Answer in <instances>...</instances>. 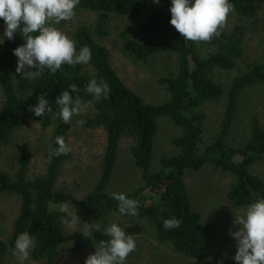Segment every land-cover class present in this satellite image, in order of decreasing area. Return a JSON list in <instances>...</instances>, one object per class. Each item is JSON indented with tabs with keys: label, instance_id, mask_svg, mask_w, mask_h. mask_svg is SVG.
<instances>
[{
	"label": "trees",
	"instance_id": "obj_1",
	"mask_svg": "<svg viewBox=\"0 0 264 264\" xmlns=\"http://www.w3.org/2000/svg\"><path fill=\"white\" fill-rule=\"evenodd\" d=\"M229 2L234 5L233 13L238 22L230 30H223L221 36L211 43L196 45L184 40L169 23L171 0H160L159 4L153 3V0H81L76 12L95 13V30L91 32L79 25L73 33V40L77 51L82 46H88L92 59L88 64L75 67L64 65L55 74L45 70L42 77L32 81L22 75L14 80L12 75L17 62L12 50L22 45L24 40L17 33L11 41H4L0 48V88L4 98L0 111V146L8 144L12 133L27 122L44 128L52 127L49 148L56 147V136L62 135L66 142L70 128L68 123L54 114L37 117L27 111L29 105L34 106L36 98L43 94L54 113L55 99L62 91H69L74 97L80 95L84 101H92L93 112L83 126L102 130L105 146L99 178L91 191L82 197H76L58 186L60 168L69 160V154L54 157L51 163L47 157L45 173L28 179L31 150L23 145L18 153L14 175L0 170V195L16 196L20 202L8 240H0V264H5L7 257L13 253L15 239L22 231H28L35 241L30 260L55 261L60 248L67 242L62 218L74 212L82 222H94L101 229L109 226L113 217L144 221L152 228L157 242L168 244L173 252L192 261V264H201L204 260L201 241L210 236L212 230L201 222L199 214L191 207L186 174L209 165L231 175L233 183L226 198L238 208H246L255 199L264 198V179L252 172L255 165L264 161V124L256 115H251L247 120V139L238 146H232L227 141L242 94L264 85V59L245 62L244 68L233 77L226 92L217 132L207 144L202 139L206 117L200 109L223 95L221 86L214 82L215 73L235 70L243 62L248 32L244 20L255 19L258 15L257 0ZM110 15L141 22L137 28L138 40L122 33L121 49L128 57L144 62L159 54L175 56V73L159 80L167 94L162 103H147L127 88L110 64L108 49L95 40L94 35L99 38L106 36L104 28ZM65 23L62 21L56 26ZM0 28H4L2 19ZM93 78L108 84L111 91L106 99L96 101L85 92V85ZM71 84H76L80 91L71 93L68 89ZM28 91H32V96L23 100ZM160 118L167 119L178 130V134L170 140L176 152L160 156L157 168L153 169L152 153ZM124 138L131 142L129 153L134 167L140 172L141 183L131 191L119 193L139 200V214L136 216L119 214L118 202L112 199L113 192L110 191L120 143ZM64 207L68 209L67 213L61 211ZM171 217L182 221L180 227L164 229L163 220ZM94 237L93 240H86L80 236L73 249H93L99 240L107 239L99 232L94 233ZM126 264L129 263L126 261ZM222 264L236 262L230 258Z\"/></svg>",
	"mask_w": 264,
	"mask_h": 264
},
{
	"label": "rangeland",
	"instance_id": "obj_2",
	"mask_svg": "<svg viewBox=\"0 0 264 264\" xmlns=\"http://www.w3.org/2000/svg\"><path fill=\"white\" fill-rule=\"evenodd\" d=\"M258 15L255 19L244 20L247 26V38L244 47L243 62L232 71H217L214 82L221 86L223 95L213 103L204 105L200 111L205 115L204 132L202 139L207 144L217 132L226 92L233 77L244 68L245 62L264 59V0H257ZM96 14L78 11L71 21H66L63 26H56L73 40V33L79 25L87 27L91 32L95 30ZM238 19L232 12L224 30H230ZM140 21L126 17L110 15L105 26L106 36L95 40L108 49L112 68L117 73L125 86L137 93L145 102L159 104L166 100L167 94L159 83L160 78L175 73L176 59L174 55L159 54L139 62L128 57L122 52V33L138 40L137 28ZM4 28H0L2 35ZM7 38H4V41ZM2 44H0L1 48ZM34 71L35 68H30ZM14 80L22 74L13 72ZM0 105H4V98L0 88ZM1 111V109H0ZM91 105L83 115H75L68 123L69 130L66 143L71 147L70 158L62 164L58 178V186L76 197H82L91 191L100 175L102 155L105 146V134L102 130H92L83 126L86 118L92 114ZM251 115H256L264 124V85L245 91L239 104V111L228 137V143L238 146L243 143L248 135L247 120ZM78 121H83L79 124ZM159 128L154 140L152 153L153 169L158 166L160 156L171 155L176 149L170 140L178 134V130L165 118H160ZM52 127L44 128L37 123L27 122L23 127L15 130L8 144L0 146V170L14 175L17 167V157L23 145L31 150V160L28 168V179H33L45 173L49 142ZM131 142L124 138L119 147L118 161L114 176L110 184L113 193L131 191L141 183L140 172L134 167L129 148ZM86 149V150H85ZM253 174L264 179V161L252 168ZM185 182L192 209L200 216L201 222L211 228L210 236L201 241L204 260L201 264H217L234 256L235 240L230 236L229 230H236L233 219L238 214H243L245 208H238L228 202L226 194L233 183V178L207 165L199 171L188 172ZM20 202L16 196L0 195V240L7 241L13 222L18 214ZM116 223L123 227L128 235H133L136 250L132 252L127 262L129 264H192L193 262L172 251L168 244L156 241L152 228L144 221L134 218L113 217L110 224ZM82 225L75 230H80ZM63 224V232L67 242L60 248L58 258L53 262L30 259L25 264H84L85 258L94 253L95 248L75 251L73 245L82 236L79 231H72ZM211 258V259H209ZM5 264H18L11 253Z\"/></svg>",
	"mask_w": 264,
	"mask_h": 264
},
{
	"label": "clouds",
	"instance_id": "obj_3",
	"mask_svg": "<svg viewBox=\"0 0 264 264\" xmlns=\"http://www.w3.org/2000/svg\"><path fill=\"white\" fill-rule=\"evenodd\" d=\"M159 2L153 0V3ZM80 3L81 0H0V19L4 22L0 44L4 43V38L11 41L17 33L24 40L22 45L12 50L17 58L16 73L32 81L42 77L45 70L55 74L64 65L75 67L89 63L92 59L91 49L85 45L77 51L75 41L56 27L62 21H71ZM169 11V23L179 35L199 45L211 43L214 38L221 36L229 15L234 11V5L229 0H171ZM30 68L37 70L30 71ZM68 89L71 93L80 91L76 84L69 85ZM84 90L96 101L106 99L111 91L105 81H97L96 78L89 80ZM32 94V91H28L22 99ZM36 99V104L29 105L27 111L37 117L54 114L64 123H69L75 115L86 113L92 104V101H84L80 95L74 97L69 91H62L55 99L56 111L53 113L45 95L41 94ZM2 108L3 105H0ZM78 123L82 125L83 121ZM55 145L48 150L49 163L52 158L68 155L71 151L62 135L55 137ZM111 197L118 202L119 214H139V200L128 198L124 193H111ZM61 211L67 213L68 209L64 207ZM61 222L72 231L82 225L80 230L75 231H79L86 240L95 239L96 232L107 237L95 244L94 253L85 258L84 264H126L128 256L136 250L133 235L126 234L123 227L116 223L101 229L94 222H82L76 212L68 213ZM181 223L180 219L171 217L163 220V227L175 229ZM232 223L236 227L235 231L229 230L236 248L232 259L236 264H264V198L249 203L243 214L236 215ZM34 247L35 241L28 231L17 235L12 254L18 264H25ZM217 264H222V261Z\"/></svg>",
	"mask_w": 264,
	"mask_h": 264
}]
</instances>
